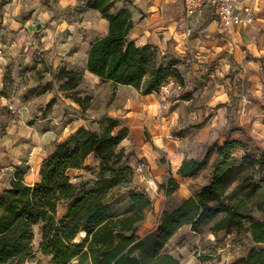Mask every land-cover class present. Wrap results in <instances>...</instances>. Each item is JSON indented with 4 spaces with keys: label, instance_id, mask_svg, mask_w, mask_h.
Returning a JSON list of instances; mask_svg holds the SVG:
<instances>
[{
    "label": "crops",
    "instance_id": "0c3cea01",
    "mask_svg": "<svg viewBox=\"0 0 264 264\" xmlns=\"http://www.w3.org/2000/svg\"><path fill=\"white\" fill-rule=\"evenodd\" d=\"M38 2L44 4L42 0ZM60 3L76 6L81 1L61 0ZM11 4L24 7L34 5L35 2L13 0ZM118 4L128 7L133 13L134 27L129 38L138 45L157 46L159 54L166 55V59H178V68L187 88L191 84L190 79L198 72H203L207 62L218 57H222L220 61L227 68L232 64L242 67L254 82L260 75L259 70L264 67V0L255 4L257 19L253 25H238L231 32L226 31L219 17L210 19L201 14L205 7L187 21L183 16L184 0H127ZM25 14L6 13L5 22L8 23L3 28L6 44L2 42L0 33V44L8 48L7 61L0 68V103L3 105L0 109V129L3 125L7 128L6 134L0 136V195L11 185L17 167L24 169L27 183L35 184L41 178L40 169L44 158L58 141L68 138L80 126L99 130L101 120L109 116L120 121V128L130 129L129 138L121 146L132 152L130 163L135 169L132 186L149 194L156 211L173 210L194 196L201 186L195 185L193 190L190 186L192 177L180 176L178 169L185 158L203 157L204 154H199L201 149L216 140L224 129L230 128L224 88H215L213 91L206 89L207 94L211 93L210 101L207 102L211 117L207 112L209 120L202 127H197L199 130L196 133L177 138L174 132L184 126L186 118L192 117V114L197 115L190 106L197 95L194 93L188 98H179L177 94L168 101H162L158 91L146 93L143 88L138 89L132 85L116 86L112 80H104L92 73L87 67L88 52L97 38L108 33L109 22L100 11L85 9L82 21H78L76 27L73 26L77 33L71 36L72 42L68 45L71 48V44L82 38L79 30L89 35L88 44L83 46V66H77L70 57L64 59L60 56L55 58L54 66L58 70L65 66L70 70L84 72L83 81L72 92L80 96L90 95L87 107L84 109L57 86L51 88L49 85L41 94H30L27 88L36 83L33 78L25 82L22 77H26V71L35 62L32 34L40 29L39 24L32 23L34 15L26 17ZM48 53L47 49L41 51L45 60L49 58ZM44 73L50 74L47 71ZM7 77L16 87L14 92L6 88ZM43 80H47V77ZM114 87L116 88L113 89ZM255 91L262 94V90ZM211 105H215L216 110ZM9 106L14 107V110L11 109L12 113H7ZM33 117L37 118L31 121ZM239 120L235 123L236 129L226 136L229 134L232 139L242 140L246 149L248 135L254 138L256 145L264 146V111L259 110L257 104H254V108L252 105L249 108L245 106L239 111ZM141 160L146 163L150 183L137 172ZM92 165L99 170V159L94 154L88 156L83 167L71 169L70 173H79L75 177L70 174L72 181L77 183L86 177L83 174ZM171 176L179 181L180 187L168 196L161 185ZM209 181L210 178L204 185ZM67 207V203H61L58 214H65ZM152 214H149V218ZM220 221L221 219L215 223L207 221L200 231L192 230L189 225L183 226L168 242L165 251L179 257L183 264H234L243 256L240 246L223 255H215L218 245L234 234L214 230V226ZM41 226L39 223L34 228V244L38 241L39 249L42 242ZM249 236L255 243L251 234Z\"/></svg>",
    "mask_w": 264,
    "mask_h": 264
},
{
    "label": "trees",
    "instance_id": "16d2710c",
    "mask_svg": "<svg viewBox=\"0 0 264 264\" xmlns=\"http://www.w3.org/2000/svg\"><path fill=\"white\" fill-rule=\"evenodd\" d=\"M120 1L127 0H83L85 9L100 11L109 22L108 33L97 38L89 49L88 69L116 86L132 85L146 93L158 91L169 77L184 81L178 59H166V55L162 58L157 46L138 45L129 38L134 27L133 13L126 6L117 9ZM54 77L61 82V91L68 92L67 96L84 109L87 107L91 96L72 92L83 81V71L62 66ZM203 125L201 122L195 126ZM119 126L118 119L108 116L101 120L99 130L80 126L58 141L44 158L41 178L35 184L27 183L24 169L16 168L11 185L0 195V264L24 260L33 251L34 228L39 223L40 250L51 257L49 264H183L179 257L165 251L171 238L185 225L200 231L205 222L215 220L223 211L227 214L214 230H245L256 243H264V219L257 220L250 212L240 211L236 201L248 186L240 173L250 155L235 157L243 146L242 140L228 134L218 145L213 161L211 149L203 157L185 158L178 169L182 177L196 176L212 162L209 183L179 207L156 211L148 194L132 186V152L121 146L129 138L130 129ZM91 154L99 159L98 176L92 187H80L72 181L70 171L83 167ZM251 161L264 162L263 158ZM236 181H240L239 187L230 192ZM124 187L128 188V198L115 209V191ZM161 187L169 196L180 183L171 176ZM61 203L68 205L62 216L58 214ZM259 209L264 212V201ZM80 233L84 236L78 240ZM234 264H264V248L253 246Z\"/></svg>",
    "mask_w": 264,
    "mask_h": 264
},
{
    "label": "rangeland",
    "instance_id": "374dc122",
    "mask_svg": "<svg viewBox=\"0 0 264 264\" xmlns=\"http://www.w3.org/2000/svg\"><path fill=\"white\" fill-rule=\"evenodd\" d=\"M13 0H0V33L2 34V42L6 44L7 39L5 41V33L3 32V28L7 25L8 22H5V17L7 12L12 13H30L25 14L26 17L30 15H34L32 23L39 24L38 28L39 32L32 34L33 45L35 49V62L33 65L28 68L26 71V77L23 75V79L25 82L30 81L31 78L34 79L33 86H29L28 93L30 94H41L45 92L49 87V83H51V88L53 86H57L60 90V81L54 77V71L57 73L59 70L54 65L55 58L58 59V56L62 58H68L74 60V63L82 67L85 59V51L83 46L87 45L89 40V35L86 32H82L79 30L82 35V38L75 43L71 44V48H69L70 42H72V35L77 33L76 28L73 26L78 25V21H82V13L85 10V5L83 0H80L81 3L76 6H66L60 3L61 0H42L44 4H40L39 0H29L35 2L34 5L31 6H18L11 4ZM121 4L117 5V9H119ZM31 8V10H29ZM201 14L209 17L210 19H218L217 13L210 7L206 6ZM47 49L49 52L48 60H45L41 51ZM44 53V52H43ZM164 55H162L163 58ZM222 57H218L216 60L212 62H207L203 69V72H198L197 75L193 76L191 80V84L187 88V92L181 93L178 95L179 98L185 97L186 95H193L194 93L197 95L195 100L193 101V105L190 106L195 109L197 113L192 114V117L186 118L184 122V126L174 132L177 135V138L187 137V134L196 133L199 128L195 125L201 122H207L209 120L206 117V113L208 112L210 115V94L206 93V89L213 91L215 88L223 89L225 92V99L228 103V120H229V129H224L216 140H213L210 145H206L201 149L199 154L205 155L208 149H211L213 152L212 161L217 156V147L222 144L227 133L232 131V128H235V123L239 122V111L243 110L245 106L249 108L250 105L253 106L257 104L259 110L264 111V67L259 70V77L254 82L252 78L246 74L244 69L234 66L232 64L230 68L226 67V64L222 63ZM232 59V57H230ZM230 58H227L228 61H232ZM233 63V61H232ZM235 68V69H234ZM50 72L44 73V72ZM25 74V73H24ZM9 77V76H8ZM7 77V78H8ZM47 77V80H43ZM28 78V79H25ZM6 88L8 91L14 92L16 89L15 85H13L12 80L9 78L6 80ZM254 85H257V87ZM4 88V89H6ZM114 87L113 89H115ZM255 90H262V94L256 93ZM64 94L68 92L62 91ZM222 105V104H220ZM219 105V106H220ZM212 108L216 107L215 105H211ZM218 108V107H217ZM7 113H12L11 109H8ZM201 113V115H200ZM190 114V113H189ZM44 115V114H42ZM211 117V115L209 116ZM37 117L31 118V121L36 120ZM237 127V126H236ZM236 129V128H235ZM7 128L3 127L0 129V136L6 134ZM243 131V128H242ZM246 132V131H244ZM246 135V133H245ZM248 141L245 142L247 149L244 147H240L235 153V157L238 159H243L246 153L250 155V158H245L244 164L241 166L240 176L242 181L247 183V188L243 189L238 198L236 199L239 209L242 212H250L257 220L264 219V212L259 209V205L262 201H264V162L260 163L259 161L252 162L251 158H263L264 160V146L256 145L254 138L251 135H248ZM222 141V142H221ZM196 152V149H194ZM162 154V153H161ZM87 172L83 174L86 177L82 178L77 182L80 187H92L94 185V181L98 176V171L95 169V166L87 167ZM213 171L212 162L211 164L201 171L198 175L192 177L193 180H190V186H192L193 190L197 186H203L204 182L211 178V174ZM73 177L78 176L79 173L76 171H72L70 173ZM240 181H236L232 187L230 188V192L237 189L239 187ZM116 192L114 196V207L118 209L121 205L126 202L128 198V188H121ZM149 196V194H148ZM150 197V196H149ZM151 198V197H150ZM227 214V211H223L219 216L209 222L215 223L217 220L222 219ZM154 215H150V220L153 221ZM244 223L246 226H249L250 223L248 220L244 219ZM233 236L229 239L235 244L233 249H236L237 246H240L242 250L241 256L246 255L248 251L253 246H258L264 248V243L258 244L254 243L250 238V232L242 230V231H233ZM84 236L83 233H80L78 236V240H80ZM51 261V257L44 255L38 247V241H35L33 251L25 257L24 260H16L11 262L10 264H49ZM78 263L76 259L74 261ZM90 264V263H85Z\"/></svg>",
    "mask_w": 264,
    "mask_h": 264
},
{
    "label": "built area",
    "instance_id": "2783aa9c",
    "mask_svg": "<svg viewBox=\"0 0 264 264\" xmlns=\"http://www.w3.org/2000/svg\"><path fill=\"white\" fill-rule=\"evenodd\" d=\"M259 0H184V18L188 21L206 6H211L217 13L219 20L226 31L231 32L238 25H253L257 19L256 3ZM8 58V48L0 44V68L5 64ZM187 90L186 81L176 77H169L162 83L158 90L162 101H168L177 94L184 93ZM3 107L0 103V109ZM14 110L13 106H9ZM137 172L144 180L150 183V177L146 172V163L141 160L137 166ZM235 244L226 239L221 245H218L216 256L223 255Z\"/></svg>",
    "mask_w": 264,
    "mask_h": 264
}]
</instances>
